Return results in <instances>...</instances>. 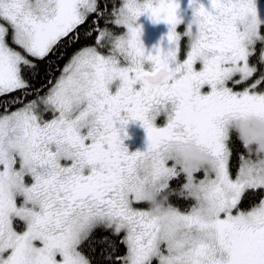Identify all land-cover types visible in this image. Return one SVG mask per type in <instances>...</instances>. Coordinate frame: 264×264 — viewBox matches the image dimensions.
<instances>
[{"label":"snow or ice","instance_id":"1","mask_svg":"<svg viewBox=\"0 0 264 264\" xmlns=\"http://www.w3.org/2000/svg\"><path fill=\"white\" fill-rule=\"evenodd\" d=\"M189 6L181 32L179 0H0V264H264V173L237 130L264 121V0ZM143 14L169 47L146 49ZM173 144L210 165L185 173ZM148 188L168 198L158 213Z\"/></svg>","mask_w":264,"mask_h":264},{"label":"clouds","instance_id":"2","mask_svg":"<svg viewBox=\"0 0 264 264\" xmlns=\"http://www.w3.org/2000/svg\"><path fill=\"white\" fill-rule=\"evenodd\" d=\"M240 132L241 142L246 146L248 156L252 162L264 173V121L255 116L249 117L247 123L237 126ZM174 149L178 151L179 165L185 173H192L195 169L210 165L211 157L192 147L173 144ZM145 198L149 205V211L153 214L164 209L168 198L163 194H157L151 188L145 191Z\"/></svg>","mask_w":264,"mask_h":264},{"label":"rangeland","instance_id":"3","mask_svg":"<svg viewBox=\"0 0 264 264\" xmlns=\"http://www.w3.org/2000/svg\"><path fill=\"white\" fill-rule=\"evenodd\" d=\"M201 2H203L205 5H207L208 0H201ZM118 7H119V5H118ZM178 15L180 17H182V20H183V22L178 26V31L183 32L184 29L186 28L187 24L191 21L192 16H193V9L189 6V0L184 1V5L182 6ZM150 19L151 18L149 17L148 14H143L137 20V23L142 26L141 39H145V38H167V32L169 30L170 25L166 21H163V20H161L159 22H153V20L151 19V21H150ZM109 28L112 29L113 31L117 32V33L124 31L123 29H120V28H114L111 24H109ZM193 29L195 30L194 25H193ZM92 43L94 44V39H93ZM187 43H188L187 38L182 37V39H181V52H180L181 58H184V56H185V53L187 51V47H186ZM144 45H145L146 49H148V50L153 49V46L149 43L144 42ZM161 47H162V45H161ZM101 50L104 51L105 53L107 52L106 48L101 49ZM63 66H62V68H63ZM145 67L147 68L148 65L146 64ZM59 75L60 74L58 72L57 77ZM117 83H118V81L114 82L113 85L110 86L113 92L116 89ZM46 118H50V117H46ZM164 123H165V117L163 115L157 117L156 124L158 126L163 125ZM121 136L123 138L124 144L127 146L128 150L130 152L137 151V150L143 151L145 149L147 134H146L145 129L143 128V126L141 125V123L139 121H129L128 124L125 126V131L121 133ZM132 141H134L133 145L130 143ZM200 175L202 176V174H200ZM140 207L148 208L149 205L144 204V205H140Z\"/></svg>","mask_w":264,"mask_h":264},{"label":"trees","instance_id":"4","mask_svg":"<svg viewBox=\"0 0 264 264\" xmlns=\"http://www.w3.org/2000/svg\"><path fill=\"white\" fill-rule=\"evenodd\" d=\"M102 2H104V0H102ZM116 6L118 7V5L120 4V0H115ZM108 11H111V0H109V7H108ZM103 22H101V27H103ZM109 27V25H108ZM88 28V25H85L84 27H82L80 29L81 33H85L86 29ZM94 39V37H93ZM93 39H86V40H81L79 43L75 44L72 48L67 49V51L65 52V55L63 56V58H60L59 56L52 58V60L50 61L51 64L56 65L58 68L62 69V66L68 61V59L71 57L72 53L75 52L76 50L80 49L81 47L84 46H89V45H93ZM61 51H65L64 49H61ZM50 71H52L54 76H57L59 71H56L55 69H50ZM60 74V72H59ZM51 78V77H50ZM44 79V74L41 73V80ZM37 86L39 87V84H37ZM28 99H32V97H28ZM237 165H238V161L236 159V157L234 156L232 158V160L230 161V167L232 169V171L234 172L237 169ZM174 203L178 204V206H180L182 209L188 207L192 201H173ZM251 202H245L244 207L247 208L249 206ZM125 251V249L123 247L120 248V253L122 254ZM97 259H99L100 257L97 256Z\"/></svg>","mask_w":264,"mask_h":264},{"label":"flooded vegetation","instance_id":"5","mask_svg":"<svg viewBox=\"0 0 264 264\" xmlns=\"http://www.w3.org/2000/svg\"><path fill=\"white\" fill-rule=\"evenodd\" d=\"M184 1H186V0H179L180 7L178 8L177 13L180 12L182 6L184 5ZM150 21H151V19H150ZM142 40H143V42L149 43L152 46L159 44V45H162V47L165 48V49L167 47H169V42H168L167 38H145V39H142ZM130 143L133 145L134 141H132ZM145 148H146V143H145Z\"/></svg>","mask_w":264,"mask_h":264}]
</instances>
